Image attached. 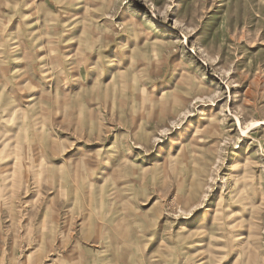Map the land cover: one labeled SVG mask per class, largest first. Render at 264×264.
Segmentation results:
<instances>
[{
    "label": "rangeland",
    "instance_id": "rangeland-1",
    "mask_svg": "<svg viewBox=\"0 0 264 264\" xmlns=\"http://www.w3.org/2000/svg\"><path fill=\"white\" fill-rule=\"evenodd\" d=\"M0 264H264V0H0Z\"/></svg>",
    "mask_w": 264,
    "mask_h": 264
},
{
    "label": "bare ground",
    "instance_id": "bare-ground-1",
    "mask_svg": "<svg viewBox=\"0 0 264 264\" xmlns=\"http://www.w3.org/2000/svg\"><path fill=\"white\" fill-rule=\"evenodd\" d=\"M32 21V20H31ZM20 24H22V20L20 19ZM30 100H28V102H29ZM245 172V169H241L240 171H239V173H237L236 175L237 176H241L243 173ZM213 219H215V218H213ZM217 219V218H216ZM197 230H203V228L202 227H199V228H197Z\"/></svg>",
    "mask_w": 264,
    "mask_h": 264
}]
</instances>
